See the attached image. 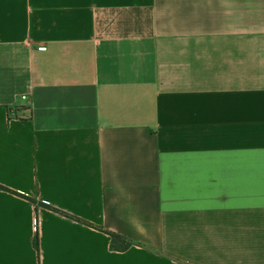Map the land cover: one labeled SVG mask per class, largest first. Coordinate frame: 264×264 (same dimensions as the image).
Segmentation results:
<instances>
[{
  "label": "crops",
  "instance_id": "1",
  "mask_svg": "<svg viewBox=\"0 0 264 264\" xmlns=\"http://www.w3.org/2000/svg\"><path fill=\"white\" fill-rule=\"evenodd\" d=\"M0 264H264V0H0Z\"/></svg>",
  "mask_w": 264,
  "mask_h": 264
},
{
  "label": "trees",
  "instance_id": "2",
  "mask_svg": "<svg viewBox=\"0 0 264 264\" xmlns=\"http://www.w3.org/2000/svg\"><path fill=\"white\" fill-rule=\"evenodd\" d=\"M110 235H111V247L114 248V249L125 250L131 244L124 237H122L121 235H119L117 233L110 232ZM34 241H35V246L37 248L39 259H40V243H39L38 231H37V233L35 235Z\"/></svg>",
  "mask_w": 264,
  "mask_h": 264
}]
</instances>
